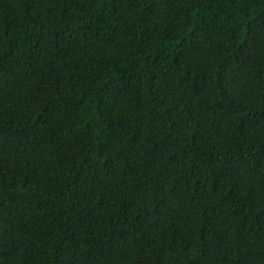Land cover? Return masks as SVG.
I'll use <instances>...</instances> for the list:
<instances>
[{"label":"trees","instance_id":"trees-1","mask_svg":"<svg viewBox=\"0 0 264 264\" xmlns=\"http://www.w3.org/2000/svg\"><path fill=\"white\" fill-rule=\"evenodd\" d=\"M0 264H264V0H0Z\"/></svg>","mask_w":264,"mask_h":264}]
</instances>
